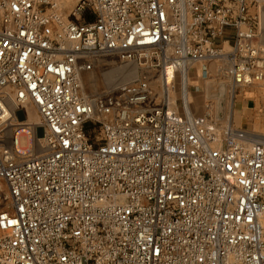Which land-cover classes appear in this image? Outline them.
<instances>
[{
  "label": "built area",
  "instance_id": "obj_1",
  "mask_svg": "<svg viewBox=\"0 0 264 264\" xmlns=\"http://www.w3.org/2000/svg\"><path fill=\"white\" fill-rule=\"evenodd\" d=\"M56 8L0 0V264H264V142L209 104L149 106L144 78L80 83L102 56L158 71L167 93L218 61L234 89L261 80L264 0H78L76 21ZM24 104L41 152L15 146Z\"/></svg>",
  "mask_w": 264,
  "mask_h": 264
},
{
  "label": "rangeland",
  "instance_id": "obj_2",
  "mask_svg": "<svg viewBox=\"0 0 264 264\" xmlns=\"http://www.w3.org/2000/svg\"><path fill=\"white\" fill-rule=\"evenodd\" d=\"M77 1L78 0H69L64 4L59 1L60 4L56 8L57 13L60 14L65 20L76 21V17L72 14V12ZM89 17L90 15L87 13L81 14L78 18V21L87 20ZM223 64L224 63L222 61L208 63L206 75H201L200 66L197 65V71H191L189 72V75H187L186 85L187 83L189 85L187 86L186 91L190 93L188 94L190 97L189 102H192L189 106L191 115L197 116L204 114L207 111L205 106L206 104H209L211 110L217 116L218 97H207L206 88L208 84H222L224 86V92L219 96L224 101V115L222 118L218 117V119H220L219 122L221 126H224L226 123H230L233 128H237L238 130L244 132V136L249 140V142H264V78L258 81H253L249 85L234 89L230 85V79L228 75L224 70L219 69L220 67L224 68ZM119 65H128L130 68L135 66L137 71L136 77L147 79L149 82V87L152 92L149 106L161 104L164 95L162 93V86L158 80L159 72L151 68H144L131 63L121 62L114 56L100 57L96 61L93 70L86 72L81 76L83 90L86 93L91 94L105 91L106 86L103 82L102 74L106 71L116 68ZM196 72L199 74V76H196ZM182 85L183 83L181 78L176 76L175 91L170 93L171 97L173 98V103L171 104L174 105L175 103V105L172 107L173 110L181 114L182 108L180 104V97ZM196 87H198L199 90H196ZM231 91L232 93H230ZM243 97L253 98L250 102V109L244 113L234 111V104H236V101L241 100ZM25 108L29 110L28 115H26L24 112ZM14 117L17 120V123L21 124L20 128H29L28 130L30 133L31 145L35 141H41L43 136L41 119L37 109L32 104L20 105L19 108H17ZM15 131L16 128H14L13 132ZM256 136L262 138L259 139V137L256 138ZM26 139L27 137L21 136V146H26ZM29 151L32 150H27L26 152Z\"/></svg>",
  "mask_w": 264,
  "mask_h": 264
},
{
  "label": "bare ground",
  "instance_id": "obj_3",
  "mask_svg": "<svg viewBox=\"0 0 264 264\" xmlns=\"http://www.w3.org/2000/svg\"><path fill=\"white\" fill-rule=\"evenodd\" d=\"M66 3L68 2L69 0H55L56 2V6H58L60 3ZM104 72V71H103ZM82 76V75H81ZM81 76H80V83H81V87H82V92L85 94L86 92L83 90V86H82V79H81ZM137 76V71H136V68L135 66L130 68L128 65H119L117 66L116 68L112 69V70H109V71H106L102 74V79H103V82L106 86V90L111 87V86H115L117 85L118 83H123V82H126L128 81L129 79H132V78H135ZM187 75L185 74V76L183 78H181V81L183 83L182 87H181V98L183 99H187V101L189 102L190 101V97L188 96V93L186 91V78ZM163 78L161 77V73H158V80L162 86V93H163V97L166 98L168 97L169 99V102L170 103H173V98L171 97L170 93L171 91H169L167 93L166 89H167V86L165 85V83L163 82L162 80ZM168 80H170V75H168ZM151 85V84H150ZM232 93V91L230 92ZM26 105V104H24ZM15 108V105L12 101L8 100L7 102V114L10 113V111H12L13 109ZM25 114L28 115L29 114V110L27 108H25L24 110ZM186 113L190 114V108H187L186 110ZM195 116V115H193ZM29 128L27 127H22L18 132L17 134L14 136L15 137V146L16 148H18L21 152L23 153H26L27 150H32V151H35V152H41L43 150L42 148V145H41V141H35L32 145H31V142H30V133H29ZM21 136H25L27 137V141H26V146L23 147L21 146ZM259 137V136H256V138ZM262 137H259V139H261Z\"/></svg>",
  "mask_w": 264,
  "mask_h": 264
},
{
  "label": "water",
  "instance_id": "obj_4",
  "mask_svg": "<svg viewBox=\"0 0 264 264\" xmlns=\"http://www.w3.org/2000/svg\"><path fill=\"white\" fill-rule=\"evenodd\" d=\"M224 92V86L222 84L215 85V84H208L206 88L207 97H218L217 102V117L222 118L224 115V101L221 99L219 95Z\"/></svg>",
  "mask_w": 264,
  "mask_h": 264
},
{
  "label": "crops",
  "instance_id": "obj_5",
  "mask_svg": "<svg viewBox=\"0 0 264 264\" xmlns=\"http://www.w3.org/2000/svg\"><path fill=\"white\" fill-rule=\"evenodd\" d=\"M252 99H253L252 97L249 98L243 97L241 100L236 101L237 103L234 104V111L241 113L246 112L248 109H250L249 106Z\"/></svg>",
  "mask_w": 264,
  "mask_h": 264
}]
</instances>
